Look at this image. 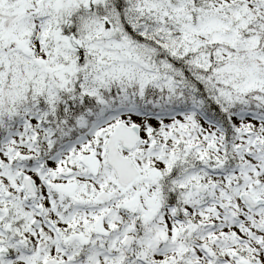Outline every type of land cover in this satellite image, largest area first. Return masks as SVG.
I'll return each instance as SVG.
<instances>
[{"label":"snow or ice","instance_id":"6c2138e0","mask_svg":"<svg viewBox=\"0 0 264 264\" xmlns=\"http://www.w3.org/2000/svg\"><path fill=\"white\" fill-rule=\"evenodd\" d=\"M0 264H264V0H0Z\"/></svg>","mask_w":264,"mask_h":264}]
</instances>
